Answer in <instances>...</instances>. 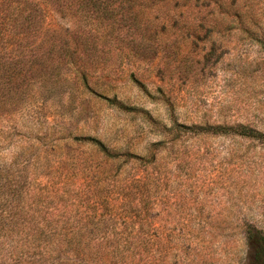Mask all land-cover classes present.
I'll return each instance as SVG.
<instances>
[{"label": "rangeland", "instance_id": "rangeland-1", "mask_svg": "<svg viewBox=\"0 0 264 264\" xmlns=\"http://www.w3.org/2000/svg\"><path fill=\"white\" fill-rule=\"evenodd\" d=\"M110 10L84 24L82 40L88 37L101 53L89 67L96 93L66 70L59 92L46 101L29 99L10 124L54 128L50 142L42 149L17 139L0 159L31 156L41 172L55 171L56 162L74 154L101 160L73 141L92 136L113 150L155 154L150 171L164 183L151 186L147 222L137 220L133 230L124 217L89 223L84 233L109 241L108 248L57 251L55 262L257 264L250 238L264 237V140L194 136L174 127L264 133V0H112ZM48 24L69 27L71 42H79L76 18L65 22L53 14ZM136 169L129 163L121 170ZM135 236L148 245L114 251Z\"/></svg>", "mask_w": 264, "mask_h": 264}, {"label": "trees", "instance_id": "trees-1", "mask_svg": "<svg viewBox=\"0 0 264 264\" xmlns=\"http://www.w3.org/2000/svg\"><path fill=\"white\" fill-rule=\"evenodd\" d=\"M111 3L0 0V123L5 124L0 129V153L17 139L38 143L42 149L50 142L54 128L42 132L35 126L10 124L29 99L46 101L59 92L65 85L61 80L66 70L96 93L88 82L89 67L95 68L101 53L88 37L82 40L84 24L106 14ZM53 14L65 22L74 17L81 23L79 42H71L69 27H50L48 18ZM174 128L194 136L237 135L264 140V133L246 126L177 124ZM73 141L91 147L103 158L65 156L56 162L58 167L53 172L32 168V157L23 154L10 162L0 159V264H61L64 261L55 262L57 251L86 254L102 246L108 248L109 241L103 244L84 233L89 223L96 226L124 217L131 220L126 228L133 230L137 220L147 222L151 186L164 183L160 176L153 179L150 171L156 155L113 150L92 136L75 137ZM129 163L137 166L132 175L121 170ZM155 167H162V163ZM137 237L124 238L114 251L127 245L128 249L138 244L145 248L148 242ZM250 241L257 242V264H264V237L259 241L252 235Z\"/></svg>", "mask_w": 264, "mask_h": 264}]
</instances>
